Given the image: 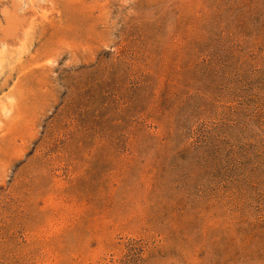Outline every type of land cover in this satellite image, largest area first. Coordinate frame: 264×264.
Segmentation results:
<instances>
[{
    "label": "rangeland",
    "instance_id": "rangeland-1",
    "mask_svg": "<svg viewBox=\"0 0 264 264\" xmlns=\"http://www.w3.org/2000/svg\"><path fill=\"white\" fill-rule=\"evenodd\" d=\"M0 264H264V0H0Z\"/></svg>",
    "mask_w": 264,
    "mask_h": 264
}]
</instances>
